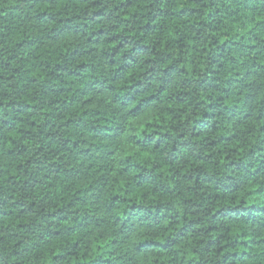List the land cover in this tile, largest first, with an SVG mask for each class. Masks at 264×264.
Returning a JSON list of instances; mask_svg holds the SVG:
<instances>
[{"label": "trees", "instance_id": "obj_1", "mask_svg": "<svg viewBox=\"0 0 264 264\" xmlns=\"http://www.w3.org/2000/svg\"><path fill=\"white\" fill-rule=\"evenodd\" d=\"M0 264H264V0H0Z\"/></svg>", "mask_w": 264, "mask_h": 264}]
</instances>
